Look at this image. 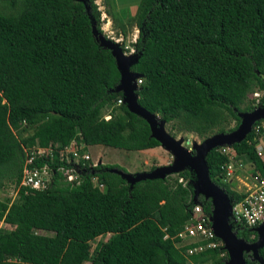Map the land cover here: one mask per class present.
Instances as JSON below:
<instances>
[{
	"label": "trees",
	"instance_id": "1",
	"mask_svg": "<svg viewBox=\"0 0 264 264\" xmlns=\"http://www.w3.org/2000/svg\"><path fill=\"white\" fill-rule=\"evenodd\" d=\"M95 2L0 0V189L18 190L0 200V264H227L216 237L220 245L191 256L195 244L176 246L195 204L193 171L130 183L118 165H98L77 184L62 177L58 151L73 141L85 145L81 154L89 146H160L143 118L117 105L121 72L96 41L102 13ZM131 22L138 34L127 72L141 80L137 102L172 136L230 134L256 105L264 108V0H140ZM256 91L261 97L249 101ZM262 121L223 146L264 179L254 132ZM49 146L52 158L35 157L32 166H49L51 184L20 186L30 153ZM221 147L205 158L208 177L235 205L244 194L221 181L229 162ZM197 203L211 219L212 200L199 194ZM232 231L247 244L258 240L254 230ZM106 234L92 251L91 241ZM257 254L261 261L244 252L245 263L264 264V246Z\"/></svg>",
	"mask_w": 264,
	"mask_h": 264
},
{
	"label": "water",
	"instance_id": "2",
	"mask_svg": "<svg viewBox=\"0 0 264 264\" xmlns=\"http://www.w3.org/2000/svg\"><path fill=\"white\" fill-rule=\"evenodd\" d=\"M93 32L98 44L110 50L112 55L116 57L117 66L121 72L118 90L123 94V103L127 105L131 113L140 116L149 124L152 136L159 141L161 147L169 153H172L175 157L174 163L170 166L159 167L151 172H142L137 175H131L129 173L121 174L122 177L128 182L134 183L145 179H164L168 175L177 173L183 167L193 171L197 179L194 186L193 201L197 203V196L199 194H203L212 200L214 210L211 218V227L215 237L222 242L228 254L227 264H246L243 257L244 252H252L253 259L261 261L258 257L257 250L264 246V222L254 229L258 234V240L255 243L247 244L237 238L232 231L233 227L230 223V210L232 205L229 203L226 194L210 181L205 158L208 152L217 146L231 145L235 142L242 141L250 131L252 124L264 118V108L255 109L252 113L244 115L240 126L234 132L225 135H214L207 138L202 145L193 144L191 151L193 150L194 155H191V151L188 152L182 146V140H174L164 133L163 126L165 123L163 121L158 120V118L138 104V96L135 94V91L138 89L136 80L139 79V75L127 72V67L131 64L134 54L129 56L123 55L117 45L104 40L101 34L96 31Z\"/></svg>",
	"mask_w": 264,
	"mask_h": 264
},
{
	"label": "built area",
	"instance_id": "3",
	"mask_svg": "<svg viewBox=\"0 0 264 264\" xmlns=\"http://www.w3.org/2000/svg\"><path fill=\"white\" fill-rule=\"evenodd\" d=\"M135 42V41H134ZM134 50L131 49L130 54H134ZM141 84V80L137 79V87ZM123 104V100L120 99L117 105ZM109 117H106L108 119ZM256 135V141L259 142L264 139V125H258L254 129ZM85 148L84 144L77 145L75 141L71 142L67 147L58 151L59 160L64 162L65 166L60 168L62 177L69 183L77 184L79 176L92 170L96 166V163L91 161V158L87 152L80 153ZM255 151L258 157L264 159V147L260 143L255 144ZM53 147L48 148H36L30 153V156L26 159L25 166L22 172V178L20 186L29 188L31 190L43 191L48 188L52 181L53 171L49 166L44 165L42 167L32 166L35 157L38 158H52ZM220 152L227 155L229 162L222 166L224 175L221 178L223 183H230V176L235 170H242L245 165L241 160H237V155L227 146L220 148ZM253 182L248 185L246 191H244V198L239 203L232 205L230 210V223L232 227L241 230L253 231L261 223L264 222V179L258 173H252L250 175ZM182 180H180L181 182ZM95 185L99 188H103L102 184ZM242 193V192H241ZM211 219L204 216L202 207L199 203H195L192 209L191 220L184 225L182 232L179 234L180 241L176 246L183 247L188 245L195 246L186 250V255L191 256L201 253L207 249L216 248L220 245L217 242L212 241L215 237L214 231L211 227ZM203 241H207L205 244H200ZM221 257L225 254H221ZM11 262H17L13 259ZM209 264V263H206Z\"/></svg>",
	"mask_w": 264,
	"mask_h": 264
},
{
	"label": "rangeland",
	"instance_id": "4",
	"mask_svg": "<svg viewBox=\"0 0 264 264\" xmlns=\"http://www.w3.org/2000/svg\"><path fill=\"white\" fill-rule=\"evenodd\" d=\"M139 2L140 0H110V3L108 4L103 0H96L95 2L102 13L100 28L102 31L101 36L104 38V40L110 41L117 45L122 51L123 55H130L131 49H133L132 45L138 34V31L131 22V19L135 15ZM108 10L111 12L110 15L106 12ZM261 95V92L256 91L255 93H252L248 96V100H258ZM259 108L261 107L256 105V110ZM233 125L234 123H232L229 127H232ZM260 125H264V122H260ZM163 131L166 135L170 136L174 140H182V146L185 147L188 152L191 151L193 144L202 145L206 140L201 139L195 134L184 132L174 133L175 136H172L166 125L163 126ZM257 143H260V145L264 147V139H262L260 142L259 139H257ZM158 150L159 149H155L154 151L150 152H126L124 150L113 149L104 146L87 147V152L91 158V161L97 165H118L119 167L126 170L127 173L134 175L144 171L150 172L152 167L158 168L159 166H170L172 163H174L175 157L172 155V153H164L163 149L160 151ZM191 155H194L193 150L191 151ZM244 165L245 167L242 170H235V167L237 166L232 167L233 173L230 176V183L232 184V187L236 191L242 193H244L248 185H251L253 182L252 177L246 173V170H248L246 167L247 165ZM181 170L173 175L178 174L181 172ZM17 191L18 190L14 189L13 187H5L0 189V200H13L17 195ZM2 226L3 224L0 222V232L4 230V226ZM108 238L109 235L106 234L91 241L92 251L95 249L97 244L106 242ZM84 264H89V262L86 261Z\"/></svg>",
	"mask_w": 264,
	"mask_h": 264
},
{
	"label": "crops",
	"instance_id": "5",
	"mask_svg": "<svg viewBox=\"0 0 264 264\" xmlns=\"http://www.w3.org/2000/svg\"><path fill=\"white\" fill-rule=\"evenodd\" d=\"M130 55H132V54H130ZM126 56H129V54H127ZM90 147V146H89ZM155 149H159L158 151H160L161 149H163L164 151V153H166V152H168V151H166L163 147H161V146H159V147H156V148H153V149H149V150H144V151H136V152H150V151H154ZM163 154V153H162ZM161 154V155H162ZM159 167H163V166H159ZM158 167V168H159ZM247 168H248V170H246V173L250 176L252 173H254L255 172V169H254V166L252 165V164H247V166H246ZM157 168V167H156ZM145 172V171H144ZM150 172H151V170H150ZM240 172V171H239ZM131 175H134V174H131Z\"/></svg>",
	"mask_w": 264,
	"mask_h": 264
}]
</instances>
